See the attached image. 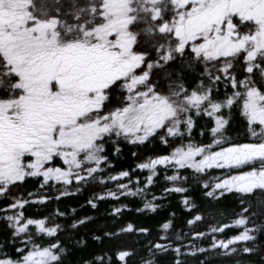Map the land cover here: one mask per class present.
I'll use <instances>...</instances> for the list:
<instances>
[{
    "label": "snow or ice",
    "instance_id": "obj_1",
    "mask_svg": "<svg viewBox=\"0 0 264 264\" xmlns=\"http://www.w3.org/2000/svg\"><path fill=\"white\" fill-rule=\"evenodd\" d=\"M177 61L181 70L172 67ZM185 65L204 69L194 86L186 81ZM256 77L264 80V0H0V196L30 177L41 178V188L52 181L64 186L55 197L28 193L39 203L71 195L74 181L115 182L114 190L94 194L88 205L140 196L136 211L156 212L157 201L176 192L183 194L185 208L195 211L182 171L196 177L220 170L202 180L204 195L240 194L239 214L187 235L170 234L173 221L166 220L163 235L149 241V258L141 264H157L156 253L168 251L175 253L174 264L217 249L252 254L255 249L248 245L264 230V223H256L264 216V200L256 212L246 199L264 195V84ZM235 105L247 123L249 135L243 139L228 135L230 117L223 114ZM194 114L212 121L207 143L192 137ZM200 135H206L204 129ZM156 139L171 150L135 165L147 170L144 180L131 169L104 175L114 167L106 154L110 147L119 153L124 142ZM162 169L169 186L157 196L147 190ZM167 169L175 171L167 175ZM11 199L0 211L13 243L5 240L0 247L11 246L14 253L0 252V264H64L68 249L58 238L61 225L49 216H25L31 201L22 194ZM127 208L121 204L112 213L119 216ZM55 215L67 213L57 208ZM90 219L79 218L73 227ZM202 219L197 212L187 224ZM237 226L242 230L223 238L226 229ZM133 232L150 229L128 222L105 235ZM208 236L207 246L194 243ZM133 255L123 247L83 264H113L114 257L117 264H128Z\"/></svg>",
    "mask_w": 264,
    "mask_h": 264
},
{
    "label": "trees",
    "instance_id": "obj_2",
    "mask_svg": "<svg viewBox=\"0 0 264 264\" xmlns=\"http://www.w3.org/2000/svg\"><path fill=\"white\" fill-rule=\"evenodd\" d=\"M172 67L181 70V62L177 61ZM182 70L184 71L186 81L191 87L195 85V82L200 78L199 74L204 69L202 66H197L193 70L187 68L185 65ZM238 72L242 77L244 69L242 65H239V62ZM256 79L258 83L264 84V80H261L259 77H256ZM220 90L222 93L224 92L222 84ZM227 91L231 92L232 89L229 88ZM223 114L226 117H230L228 135L236 139H243L249 135L246 119L241 115L239 105H235L230 113L224 110ZM194 119L196 120V126L193 128L192 137L196 141L209 142L210 133L208 130L212 126V121L206 115L195 116L194 114ZM201 129H204L206 135H200ZM170 150L159 139L143 145H133L124 142L121 144V151L119 153H115L110 147L106 154L110 156L114 167L109 168L104 175L131 169L133 170L134 176H140L141 180H144L148 174L147 170H138L135 168V165L149 156L166 154ZM133 153H137V155L133 156ZM57 163L60 162L57 161ZM166 171L167 175H172L175 170L167 169ZM219 174L220 170H216L210 171L205 176L194 177L191 170L182 171L181 175L188 177V180L182 186L189 189L187 195H189L195 204V211H190L185 208L182 200L183 194L176 192H171L166 198L158 200L157 203L161 207L156 212H137L136 209L142 207V198L140 196H127L119 200L107 198L98 201L96 208L88 205L87 201L94 194H99L106 189L114 190L116 187L115 182H108L102 186H84L76 185L74 181L71 195L63 196L59 200L53 198L50 201L39 203L32 200L28 196V193L38 195L46 194L55 197L59 191L64 189V186L52 181L50 182V186L41 188V178L35 177L28 178L26 183L18 188L12 189L7 197L0 196V209H3L5 205L11 203L13 196L22 194L25 199L31 201L24 206L25 216L34 218L43 216L52 217L55 223L61 225L62 230L58 233V238L62 240L64 246L68 249L64 256V264H83V261L93 259L102 251L114 252L123 247L130 248L134 251V255L128 259V264H141L142 259L149 258V241H155L160 235H163L164 230L161 228V225L166 220L171 219L173 221L174 228L169 230L170 234L181 233L187 235L192 230L205 231L213 225L229 223L235 215L239 214L240 200L243 198L240 194L225 193L219 199L208 198L204 195L202 180ZM120 182L123 183L124 181ZM168 186L169 182L165 180V170L162 169L154 186L150 187L147 191L159 196L163 192V189ZM76 187H81L82 190L76 192ZM246 199L252 205L253 211H260V204L264 200V195L257 192L254 196H249ZM121 204L128 205V208L124 209L119 216L114 215L112 213L113 207H118ZM57 208L61 212L67 213V215L56 216L55 211ZM73 208L77 209L75 213L71 212ZM197 212L202 214L203 219L195 225H188L187 220L191 219ZM173 213L175 216H173ZM4 215V212L0 211V245H3L5 240L11 245L13 239L7 222L3 219ZM85 216L91 217V219L84 225L73 227L75 220ZM128 222H132L137 227H147L150 229V233H121L113 237L105 235L109 232H117L120 227H123ZM256 223H264V216H258ZM240 230L242 229L238 226L230 227L224 231L223 238L236 234ZM95 236H102L103 238L96 240L94 239ZM255 236L256 240L248 245L255 249L252 254H245L241 250L235 254L226 255L222 249H217L215 251L197 254L196 256H185L182 259L186 260L187 264H200L201 261H205L206 264H264V230L255 233ZM210 240L211 237L208 236L202 241H194V243L207 246ZM184 242L187 243V240ZM16 247H20V244L16 243ZM239 247L242 249L243 245ZM0 252L14 253V248L11 246L8 248L0 247ZM155 259L157 264H174L175 253L173 251L158 252L155 255ZM113 264H117L115 257L113 258Z\"/></svg>",
    "mask_w": 264,
    "mask_h": 264
},
{
    "label": "rangeland",
    "instance_id": "obj_3",
    "mask_svg": "<svg viewBox=\"0 0 264 264\" xmlns=\"http://www.w3.org/2000/svg\"><path fill=\"white\" fill-rule=\"evenodd\" d=\"M60 162V161H59Z\"/></svg>",
    "mask_w": 264,
    "mask_h": 264
}]
</instances>
